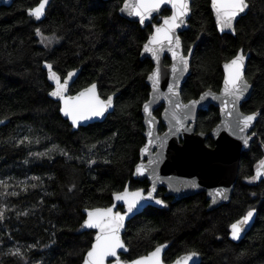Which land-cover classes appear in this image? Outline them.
Instances as JSON below:
<instances>
[{
	"label": "trees",
	"instance_id": "16d2710c",
	"mask_svg": "<svg viewBox=\"0 0 264 264\" xmlns=\"http://www.w3.org/2000/svg\"><path fill=\"white\" fill-rule=\"evenodd\" d=\"M39 2L13 0L0 7V120H7L0 127V264H80L94 235L80 231L82 211L109 207L112 195L127 183L131 189L148 187L132 174L145 143L141 106L148 99L146 78L153 64L140 60V50L152 26L141 28L121 17L123 0H51L40 21L28 13ZM247 3L235 35H219L210 1L192 0L187 28L179 34L185 53L194 46L184 101L206 90L218 92L221 64L239 49L249 54L245 78L252 91L241 110L258 118L230 200L207 210L204 193L173 202L159 189L164 208L147 207L127 222L124 261L167 243V263L196 252L199 264H264V180L255 185L252 179L264 158V0ZM36 29L57 43L42 46ZM43 62L62 79L77 73L70 94L96 83L101 98L115 95L113 112L73 131L59 104L48 98ZM218 122V109L210 106L197 114L196 131L208 134ZM205 143L213 145L210 137ZM252 209L249 232L238 243L229 240L230 225ZM17 249L20 255H12Z\"/></svg>",
	"mask_w": 264,
	"mask_h": 264
},
{
	"label": "water",
	"instance_id": "95a60500",
	"mask_svg": "<svg viewBox=\"0 0 264 264\" xmlns=\"http://www.w3.org/2000/svg\"><path fill=\"white\" fill-rule=\"evenodd\" d=\"M209 1H210L209 7L218 34L235 35V31L231 29H225L223 32L220 31V28L216 23V16L211 5V0ZM12 2L13 0H0V7L1 6L8 7L12 4ZM50 2L51 0H49L48 4L45 6V11L48 5L50 4ZM191 3L192 0H189L190 12L188 16L185 18V23L175 30V34L176 36L179 37L181 42V48L179 49V52L180 54L188 57V67L183 72L182 75L179 73L176 74L173 73L172 66L173 64L176 63V61L172 57V52L169 51L167 47H165L164 51L161 52L159 56V60L154 58L151 53L144 51V45L145 43H147L149 36L154 32L155 26L162 24L164 17L171 16L172 14L171 5H162L161 10L159 12L153 13L152 16L147 18L143 24L139 23L138 17L129 15L127 11H123V12L121 11V9L124 7L125 0H123L122 5L119 9V15L121 17L129 21L137 22L141 28L152 26L150 35L148 36L147 40L144 42V44L141 47L140 60H143L144 58H148L153 64V68L146 78V83L149 87L148 99L141 106V115L143 118V126L145 130L144 131L145 143L139 150V162L135 165L132 174L133 180H137V181L147 180V182L149 183V187L147 191H145L143 189L130 190L129 183L126 184L125 186V188H127L129 193L142 190V194L146 198L148 197V194L151 192L152 198L141 200L140 203L137 205V207L133 210V212L128 213V215L124 220V227L120 231V236L122 241H123L125 228L129 220L134 218L136 215L140 214L147 207H153L158 209H162L164 207V204L161 205L156 203V200H160L156 197V193L160 188L165 190V196L173 197V202L199 193H205L206 198L209 201L207 210H212L223 204H227L230 200L234 185L237 181L241 155L242 153L247 152L249 150L254 139L252 132L255 128L258 115H256L255 120H253L252 124L247 129H245L244 132H239V130L235 128V123H234L236 113L243 115L253 114V113L246 114L241 110L242 103L248 100L252 91V86L251 84H249V82L248 84L250 85V87L248 88L247 92H245L244 95L237 102L236 108L234 110V115L230 117L227 115V112L224 110L225 106L222 101L225 99L229 100V103L227 105L228 110H232L231 98L224 96V77H225L224 64L226 62H223L221 64L223 77L218 92L206 90L200 93L196 98L190 99L188 101H184L181 97L182 86L185 83L188 76L190 75L191 60H192L194 46H191L189 48V50H191V54H189V50L185 53L182 45V40L179 34L185 31L187 28V22L191 16ZM164 10H168L169 14L163 16L162 13ZM248 10L249 7L245 10L244 13H241L236 18L235 21H233L234 29L237 21L242 16H245ZM43 18L44 16H42L39 19V21L42 20ZM156 18H160L158 24L153 23V21ZM245 57L246 58L244 62V77H245V71L247 67L249 54H245ZM165 58L169 60L168 65L164 64ZM47 65H48L47 62H43L42 69L45 71L46 79L49 85L51 86V90L49 91L50 93L56 88V84L53 80L49 79V70L47 68ZM158 66L160 67L161 76L159 83L156 85L154 89L153 82L149 80V76L154 72V70ZM52 71L55 72L53 69ZM72 73H74V75L68 80V90L65 93L66 96H76L77 93H79L80 91H83L84 89L90 87L92 84H96V83H92L89 86L79 90L78 92L74 94H70V87L77 77V73L75 71H72ZM67 76L68 74L63 79L60 77L61 83H63L64 79L67 78ZM170 87L173 88L172 92L169 91ZM49 93H48V98L59 104L60 116L69 123L73 131L78 130L80 127H87L94 123L103 122L105 118L108 116V114H111L114 110L115 95H109L113 97L112 106L108 108L104 116L94 117L90 120L81 121L77 126H73L71 119L65 116L63 112L60 111V108L63 106V101H61L57 97H52ZM97 93L99 95L98 87H97ZM206 93H210V94L205 96V98L202 100L201 96H204ZM214 97H218V98L214 99ZM106 99L107 98H105L104 100ZM150 101H151L150 104L151 116H149V113H146L144 111V105ZM192 101H198V103H196L195 106L192 107L190 112L188 111V109H185L183 107L181 108L175 107L177 103H179L180 105H190V102ZM210 106H214L218 109L219 122L216 124L215 127L212 128V130L208 134L197 132L196 131L197 114L200 111L206 110ZM161 107H162V111L160 117H156L155 112ZM149 120L152 121L151 124L149 123ZM177 121L182 122V126L181 123H178ZM6 123L7 120H0V127L5 125ZM160 125L164 127V130L162 132H159ZM229 125L232 126L230 127ZM149 132H152L151 137H149L148 135ZM207 137H210L212 139L213 147H209L206 145L205 141ZM243 138H248L247 145L244 144ZM150 139H151V143H149ZM145 148H147V151H143ZM138 165H142L145 169L142 175L136 172ZM256 175H257V168L254 171V177ZM263 179H264V175H261L259 178L255 179L256 184H258ZM153 187L155 188L154 191H153ZM125 188L117 193H123ZM218 192L222 193V195H217ZM114 194L112 195V204L109 207L115 205V207L113 208L114 212H120V213L127 212V205L124 203V201L115 200ZM86 210H91V209H84L82 211L85 216V219H87ZM254 220H255V212L249 223L244 226L243 231L240 233V238L236 240L232 239L231 228L229 227V235H228L229 240H231L234 243L240 242L251 229ZM80 231L81 232L93 231L94 235L92 242H94V237L96 233L95 229L81 228ZM161 245L166 246L164 247L161 253V259L163 261V256L168 248V244L164 243ZM125 247L127 251H124L123 249L118 251V256L120 259L122 255L128 253V248L126 245ZM154 249L152 251H154ZM152 251L148 252L146 255L143 256H147ZM184 255L185 254H182L179 257H182ZM177 258H175L170 263H165L163 261V264H174ZM114 259L115 258H109L106 264H114ZM200 260H201L200 256L198 255L197 257H194L192 261H189V264H199ZM80 264H82V262Z\"/></svg>",
	"mask_w": 264,
	"mask_h": 264
},
{
	"label": "snow or ice",
	"instance_id": "6c2138e0",
	"mask_svg": "<svg viewBox=\"0 0 264 264\" xmlns=\"http://www.w3.org/2000/svg\"><path fill=\"white\" fill-rule=\"evenodd\" d=\"M49 0H40V3L28 10L30 16H34L35 19L39 20L45 14V6L48 4ZM162 5H171V16L163 18V23L155 26L154 32L149 36L147 43L144 45V51L151 53L154 58L159 60L161 52L164 51L165 47L172 52V57L176 61L172 66V71L174 74L183 72L188 67V57L180 54L179 49L181 48V42L178 36L175 34V30L185 23V18L190 12L189 0H125L124 7L121 11H127L129 15H133L139 18V23L143 24L145 20L152 16L153 13L159 12ZM212 8L215 12L216 23L223 32L225 29H231L235 31L233 27V21L249 7L247 0H211ZM36 34L42 37V41L51 40V37H45L40 29H36ZM191 54V50H189ZM245 54L243 49L239 50L235 56L224 64V96L231 98L232 110H228L229 100H223L224 110L227 115L232 117L234 115V110L239 99L247 92L250 85L244 77V62ZM47 68L49 70V79L53 80L56 84V88L49 94L52 97H57L63 101V106L60 111L72 121L73 126H77L81 121L90 120L94 117H102L105 112L112 106L113 97L108 96L106 100L101 99L97 93V85L92 84L90 87L84 89L77 93L76 96H66L65 93L68 90V80L74 75V73H68L67 78L61 83L60 76L52 71V65L48 64ZM161 76L160 67L158 66L154 72L149 76V80L153 82V88L159 83ZM172 92L173 88H169ZM210 93H206L201 96L203 100L205 96ZM178 95V94H177ZM218 97H214L216 99ZM198 101L190 102V105H180L177 103L176 108H185L190 112L192 107ZM151 101L144 105V111L150 113ZM175 115V114H174ZM256 113L251 115L235 114V128L239 132H244L255 120ZM178 123L182 122L177 121ZM151 124L152 121L149 120ZM230 127L232 125H229ZM149 137L152 136V132L148 133ZM27 139V138H25ZM244 144L247 145L248 138H243ZM151 143V139L149 140ZM143 151H147L145 148ZM36 155H44L43 153H37ZM144 167L138 165L136 172L138 174H143ZM264 160L259 162L257 167V175L252 179L255 180L261 175H264ZM38 179V178H33ZM4 181H0V185H3ZM35 187V185H33ZM155 188L153 187V191ZM11 195H17L13 192ZM217 195H222V193H217ZM114 198L117 201H124L127 205V212L120 213L114 212L112 207L108 208H95L91 210H86L87 219L81 225L82 229H95L94 242L91 243L90 248L86 251L83 256L82 264H106L109 258H115L114 264H163L161 259V253L166 247L165 245L157 246L154 251L149 253L147 256H141L137 259L122 261L118 256V251L123 249L127 251L124 242L121 239L120 231L124 227V220L128 213H132L137 207L141 200L151 199V192L148 197H144L142 190H138L133 193H129L127 188H125L123 193H115ZM157 204H164L162 200H156ZM254 209L249 210L246 215L241 219L237 220L235 223L230 225L232 239L236 240L240 238V233L243 231L244 226L249 223L254 214ZM27 215V213H24ZM3 212L0 211V220H2ZM12 255H20V250L17 249ZM199 254L196 252H189L182 257L177 258L174 264H189L194 257Z\"/></svg>",
	"mask_w": 264,
	"mask_h": 264
},
{
	"label": "rangeland",
	"instance_id": "374dc122",
	"mask_svg": "<svg viewBox=\"0 0 264 264\" xmlns=\"http://www.w3.org/2000/svg\"><path fill=\"white\" fill-rule=\"evenodd\" d=\"M38 39H39V42L42 46H45V47H51L53 45H55L57 43V39L54 38V37H51L52 39L49 41V40H44V42H41L42 41V37L37 35ZM46 37V36H45Z\"/></svg>",
	"mask_w": 264,
	"mask_h": 264
},
{
	"label": "flooded vegetation",
	"instance_id": "af4514ba",
	"mask_svg": "<svg viewBox=\"0 0 264 264\" xmlns=\"http://www.w3.org/2000/svg\"><path fill=\"white\" fill-rule=\"evenodd\" d=\"M161 126V125H160ZM164 130V129H163ZM162 130V131H163ZM162 131H160L159 130V132H162ZM208 138V137H207ZM209 147H213V145L212 146H209ZM257 168V167H256ZM264 180V179H263ZM147 181V180H146ZM254 183H255V185H257L256 184V182H255V180H254ZM128 184V183H127ZM259 184V183H258ZM148 187H149V183H148ZM148 187H147V189H148ZM129 189L130 190H137V189H131L130 188V185H129ZM138 189H143V188H138ZM147 189H143V190H145V191H147ZM160 189H162V188H160ZM159 190V189H158ZM164 190V189H163ZM158 192V191H157ZM205 194V193H204ZM164 196H165V190H164ZM205 196H206V194H205ZM156 197H157V193H156ZM166 198H171V200L173 201V197H171V196H165ZM158 199H160V200H162L161 198H159V197H157ZM207 199V198H206ZM163 201V200H162ZM208 201V200H207ZM209 202V201H208ZM164 205H165V202H164ZM208 206V205H207ZM164 208V207H163ZM119 209H121V208H119ZM186 254V253H185ZM172 262V261H171ZM165 263H167V262H165ZM170 263V262H169Z\"/></svg>",
	"mask_w": 264,
	"mask_h": 264
}]
</instances>
